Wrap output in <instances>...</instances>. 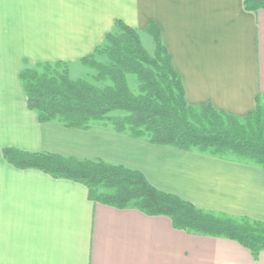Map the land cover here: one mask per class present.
<instances>
[{"label": "crops", "instance_id": "1", "mask_svg": "<svg viewBox=\"0 0 264 264\" xmlns=\"http://www.w3.org/2000/svg\"><path fill=\"white\" fill-rule=\"evenodd\" d=\"M244 1L0 0V264H264V251L255 258L235 240L178 229L168 216L95 203L84 184L17 168L2 151L102 159L201 209L264 222L261 166L111 128L41 122L21 79L26 66L45 63L87 71L81 59L117 20L153 53L146 30L154 22L188 104L243 118L264 98V8L247 10Z\"/></svg>", "mask_w": 264, "mask_h": 264}, {"label": "trees", "instance_id": "2", "mask_svg": "<svg viewBox=\"0 0 264 264\" xmlns=\"http://www.w3.org/2000/svg\"><path fill=\"white\" fill-rule=\"evenodd\" d=\"M244 4L250 11L264 8V0H245ZM146 31L153 38V53L145 48L137 29L117 20L104 43L81 59L93 70L89 76L93 82L73 79L65 62L26 66L21 79L29 107L41 122L86 130L111 128L154 144L252 162L264 170V98L259 97L255 109L243 118L211 104H188L160 28L151 22ZM130 74L138 80L137 93L129 86ZM2 151L17 168H35L84 184L95 203L168 216L178 229L235 240L255 258L264 251V222L201 209L160 190L140 170L102 159L14 147Z\"/></svg>", "mask_w": 264, "mask_h": 264}, {"label": "rangeland", "instance_id": "3", "mask_svg": "<svg viewBox=\"0 0 264 264\" xmlns=\"http://www.w3.org/2000/svg\"><path fill=\"white\" fill-rule=\"evenodd\" d=\"M82 66V65H80ZM81 68H84V66H82ZM88 71V72H87ZM87 71H75L74 69H72V73H70L71 77L73 79H77V78H84V79H88L89 81L93 82V80L89 77L90 74L93 73L92 69L87 68ZM128 82H129V86L130 88L137 93L138 92V80L136 78L135 75L130 74L128 76Z\"/></svg>", "mask_w": 264, "mask_h": 264}]
</instances>
